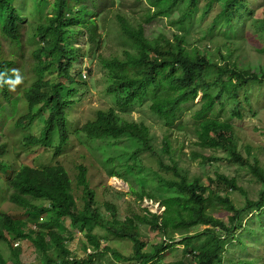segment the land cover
I'll list each match as a JSON object with an SVG mask.
<instances>
[{"label": "trees", "instance_id": "1", "mask_svg": "<svg viewBox=\"0 0 264 264\" xmlns=\"http://www.w3.org/2000/svg\"><path fill=\"white\" fill-rule=\"evenodd\" d=\"M88 1L53 0L52 10L37 23L34 34L26 38L25 19L20 12L23 4L18 7L16 0H0V72L8 71L10 76L9 70L15 68L22 76L14 90L8 84L0 85V118L9 105L12 112L8 124L25 149L21 166L13 169L3 158L8 141L0 142V180L8 182L9 199L28 215L25 219L14 218L0 209V243L11 247L8 253L0 248V264H97L94 258L106 253L128 264H150L175 244L172 241L176 234L182 237L192 261L185 262L181 257L173 264H264V253L251 255L254 243H247V236L237 234L238 229L248 228L243 225L248 213L260 212V216L251 218L253 221L261 220L264 213V166L250 144H240L235 123L245 117L243 110L248 108L244 104L250 103V85L256 84L258 91H264L262 60L237 57L238 47L249 41V33L263 44L260 48L255 46V50L264 54V15L259 16L249 0H146L151 7L137 25L120 15V31L125 41L128 39L136 48L124 47L121 56L101 59L110 78L107 93H112L114 104L98 109L94 119L77 127L70 110L79 84L86 82L79 80L80 71L71 72L82 57L71 39H78L80 28H87L92 44L88 53H94L101 43L92 17L99 12L97 3L90 5ZM156 17H170V25L181 32L172 31L170 36L160 32L149 38L144 27ZM206 17L210 21L202 29L201 37L208 36V42H189V30H199L201 25L197 21ZM28 45L37 46L31 54ZM7 79L8 75H0V82ZM145 101L168 131L184 130L182 110L191 104L193 124L186 131L195 136L191 143L194 149L183 164L180 151L173 147L171 132L162 135L163 143L159 146L148 124L126 115L125 110H139L138 104ZM16 104L20 106L16 108ZM218 108L225 111L224 117L212 115ZM248 110L253 115L257 113ZM76 130L83 136L79 137ZM120 137H128L136 145L137 161L112 164L109 173L119 174L117 169L131 171L135 167L147 169L148 178L140 181V188L134 189L131 184V191L138 201L148 197L159 202L164 207L162 213L146 207L141 213L121 216L114 200H104L103 210L93 186L92 157L85 150L74 148L75 152L69 153L76 155L71 164H67L69 158L58 160L75 141L85 144L86 138L99 139L110 145ZM13 143L16 147L18 141ZM37 148L43 152L36 164L33 152ZM207 149L220 150L222 155H207ZM28 156L33 157L31 162L26 160ZM51 157L56 162H51ZM195 160L203 165L224 160L238 170H248L250 179L260 183L258 197L249 195L239 181V172L230 174L216 169L215 176H208L205 184L200 175L191 174L189 161ZM149 183H154L162 193L149 188ZM4 190L0 183V193ZM233 191L245 196L243 206L237 207L232 201ZM219 213L227 215L228 220L218 217ZM66 216L73 227L84 228V258L66 246V241L73 238L59 223ZM140 225L165 237V242L155 245L154 252L145 249L147 236L142 235ZM203 225L208 227L191 233L192 228ZM96 226L128 239L133 250L102 246V240H106L93 232ZM256 229L260 227L251 226V233ZM261 235L264 237V233ZM200 237H204V242L195 246L194 241ZM20 240L36 246L37 262L22 260L21 245L15 244ZM230 247L233 256L225 257L224 251ZM236 251L240 254L235 255Z\"/></svg>", "mask_w": 264, "mask_h": 264}, {"label": "rangeland", "instance_id": "2", "mask_svg": "<svg viewBox=\"0 0 264 264\" xmlns=\"http://www.w3.org/2000/svg\"><path fill=\"white\" fill-rule=\"evenodd\" d=\"M38 3H33L32 0H16L18 7L23 4V10H20L25 21L23 23V30H27L26 38H30L34 34L35 26L37 23L44 17V15L50 12L51 5L53 0H37ZM24 2V3H23ZM97 3L98 13L92 17L95 18L97 23V35L101 39V43L94 53H88L87 50L91 47L90 38L88 35L87 28H80L78 39L74 36L71 39V43L74 46L79 48L80 54L82 57L80 60L74 64L71 72L82 71V79L86 80V85H79V90L74 94V103L71 107L72 120H75V125L80 127L83 123L88 120H92L96 117V112L98 109L106 108L110 104H114V100L109 99L108 96L104 93V88L107 87L110 82L109 77L107 76V68L102 64L101 59L112 57L113 55L121 56L124 47H129L131 50H135L136 45L130 43L128 39L125 41L124 35L120 31V20L119 16L122 15L126 17L132 24L137 25L140 20L143 21L146 11L151 7L149 2L146 0H90L88 4L92 5ZM249 4L257 12L259 16L264 15V0H249ZM93 9V8H92ZM218 8H216L217 10ZM95 10V9H93ZM170 17H156L151 22L145 25V33L149 38L156 37L160 32L167 33L168 36L171 35L172 31H180L178 27L171 26L169 22ZM210 21V17L202 19V21H197L200 23L199 30L193 29L189 30V36L187 40L191 43H197L201 45V42H208V36H202V29L206 28L207 23ZM198 29V27H196ZM181 32V31H180ZM249 41L245 45L238 47V59L243 60L244 58H249L250 60L261 59L264 64V54H261L255 50V46L262 47L263 44L258 42L254 35L248 34ZM125 41V43H124ZM31 50L35 49L37 46L28 45ZM201 48V47H200ZM24 58H27L25 55ZM28 66V64H27ZM61 79H64L61 78ZM256 84L250 85V90L248 95L250 97V103H245V106H248L249 109L257 111L255 115L246 108L243 110L244 118L242 120H235L237 126V133L241 138L240 144L246 145L250 144L252 146V152L258 153L259 157L264 166V91H258ZM199 97L196 99L198 101ZM139 105V110H125L126 115L131 119L133 118L136 121L142 120L148 124L151 128V131L155 134L153 138L157 140V144L162 146L163 140L162 135L164 133H170L173 137V147L180 151L181 155L179 157L180 163L183 164L184 160H188V156L193 151L194 146L192 142L195 140V136L190 134L191 131H186L192 127L193 120L190 116L191 114V104L188 103L186 108L182 110V117L184 123V130H179L174 128L172 131H168L167 127L164 125L162 120L154 115L149 110L148 102L145 101ZM20 106V104L18 105ZM16 104V108H18ZM127 109V108H126ZM12 109L9 105L4 111L3 118H0V142L3 140L8 141L7 152L3 155L8 163L12 166L13 169H18L22 163V154L25 151L20 140L15 139V132L10 127L9 123V114L11 115ZM212 115L224 117L225 111L217 109L213 112ZM75 133L79 137L83 136L79 130H76ZM11 137V138H10ZM57 136H54L56 140ZM75 140V137H73ZM14 141H18L17 146L15 147ZM83 143L77 141L74 142L70 150L63 156H60L58 160L60 162L69 158L67 164H71L72 160L76 158V155H69V153L74 148H79L85 150L89 156L92 157L94 164L92 165V181L93 186L98 193V197L101 200L99 207L105 210L104 205L102 204L104 200L112 201L114 200L118 207V212L121 216L131 215L134 212L141 213L142 208L148 207L153 212L162 213L164 207L159 204V202H153L149 200L148 197H144L141 201L136 200L135 195L131 191L130 185H134V189L140 188V181H145L148 178L149 171L142 167H135L131 171L117 169L119 174L109 173L112 170V164L119 163H132L136 162L137 158L134 155L137 147L128 137H120L111 141L110 145H107L99 139L88 140L87 138ZM42 149L37 148L34 150V163H38L37 159L42 155ZM207 155L209 154H218L222 155L220 150H205ZM51 156V153L49 152ZM74 156V157H73ZM72 157V158H71ZM33 157L28 156L27 161L31 162ZM52 158V157H51ZM112 159V162L110 161ZM77 160V159H75ZM51 162H56L54 157L51 159ZM190 171L192 175H200L205 184H208V176H215L216 169L224 170L230 174H235L239 172V181L240 183L248 190L249 195L256 199L258 197V190L260 188V183L251 180L252 175L248 170H238L232 164L227 163L226 161L219 160L216 164H200L198 160L189 161ZM154 166L156 162H151ZM150 165V161H149ZM0 183L3 184L5 190L0 193V209L7 214H10L14 218L25 219L28 215L22 213L23 208L16 205L9 199V192L11 189L6 188L7 181L3 179L0 180ZM92 186V187H93ZM149 188H152L156 193L161 194L162 190L159 189L154 183H149ZM232 201L237 207H241L245 204V196L242 195L239 191H233L230 193ZM40 203L41 201H37ZM132 209V210H131ZM131 210V211H130ZM218 217L223 218L224 221L228 220L227 215L224 213L216 214ZM253 216H260L259 211H252L248 213L247 218L244 220L243 225H246L248 228L243 231L242 228L237 230L238 235L247 236V243H254L255 246L253 253L251 255L259 256L264 253V213L261 220H252ZM3 215L0 213V225L2 223ZM60 225L67 229V232L73 234V238L66 241V246L75 254L79 255L81 258L86 256L81 246L85 242L83 236V229L80 226L73 227L69 217H63L59 221ZM260 227V229L255 230L256 239L253 238V235L250 231V227ZM208 227L207 225L198 226L192 228L191 233L202 231L204 228ZM142 235L147 236L146 247L147 251L154 252L155 245H160L162 242H165V237L158 231L149 229L146 225L139 226ZM93 232L100 236L102 239V246L109 245L120 250H125L131 252L133 250L132 243L125 238L116 237L106 230L96 226L93 229ZM182 237L179 234H176V238L172 241L175 243L173 246L167 247L162 253L157 255V257L150 264H173L174 261L179 260L181 257H184L185 262L192 261L190 253L185 251L184 243L181 242ZM204 242V237L194 241L195 246H199ZM21 245V257L22 260L26 263H35L37 262L39 253L36 246L28 240L16 241ZM17 245V244H16ZM252 247V246H251ZM0 248L5 252H10L11 247L6 243H0ZM232 248L230 247L228 251H224V256L232 257ZM246 251V250H245ZM90 252V250H88ZM240 252L236 251L235 255H239ZM250 255H248L249 257ZM94 262L97 264H128L125 261H117L111 253H106L103 256H97L94 258Z\"/></svg>", "mask_w": 264, "mask_h": 264}, {"label": "clouds", "instance_id": "3", "mask_svg": "<svg viewBox=\"0 0 264 264\" xmlns=\"http://www.w3.org/2000/svg\"><path fill=\"white\" fill-rule=\"evenodd\" d=\"M107 58H109V57H107ZM9 71L11 72V75H10V76H9V74H8V71L0 72V75H8V79H7L6 81L0 82V85L8 84V85L11 86V89H10V90H14L15 86L19 85V84L22 82V76H21V73H20L19 69H15V68H13V69H11V70H9ZM80 72H81V76H79V80L86 82L85 79H82V77H83L82 71H80ZM13 77H14V79H13ZM109 79H110V78H109ZM86 83H87V82H86ZM86 83H85V84H84V83H80L79 85H86ZM109 84H110V82L108 83L107 87L104 88V93L108 96L109 99H111V98H112V93H111L110 95L107 93V88H108ZM111 105H113V104H110V105H108L106 108H103V109H107V108H108L109 106H111ZM71 107H72V105H71ZM70 112H71V110H70ZM71 114H72V113H71ZM73 121H75V120H73ZM85 136H86V135H85ZM157 213H158V212H157ZM67 217H68V216H67ZM69 218H70V217H69ZM70 220H71V219H70ZM89 250H90V249H89ZM90 251H91V250H90Z\"/></svg>", "mask_w": 264, "mask_h": 264}]
</instances>
